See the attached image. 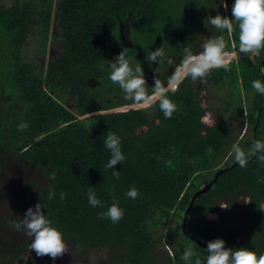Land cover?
<instances>
[{"label": "trees", "instance_id": "1", "mask_svg": "<svg viewBox=\"0 0 264 264\" xmlns=\"http://www.w3.org/2000/svg\"><path fill=\"white\" fill-rule=\"evenodd\" d=\"M210 1L15 0L6 8L0 0V198L5 200L0 205L17 203L20 191H27L29 207L20 204L22 209L41 203L53 227L80 258L88 251L104 250L108 264H184L181 256L189 246L206 262V249L185 237L181 224L193 194L217 171L228 168L196 199L187 214L186 231L206 245L222 239L225 248L264 254V164L255 157L245 168L235 163L229 156L237 142L232 137V121L215 118L212 128L200 123L210 109L201 108L199 98L204 84L226 88L225 112L239 108L241 123L250 130L249 137H245L246 130L239 139L241 148L247 152L255 140L264 141V96L252 88L254 80L264 83V50L256 62L240 56L230 64V71L213 70L204 83L183 79L174 94L168 92L177 105L171 119L164 118L158 103L115 111L135 104L120 96L123 90L110 81V62L126 49L130 62L147 69L145 57L162 46L165 58L161 63L167 70L176 64L168 63L171 55H185V48L192 52L201 46L205 29L193 10L207 7ZM219 1L222 12L224 2ZM227 2L232 8L235 0ZM54 21L59 28L60 58L46 68L25 63L28 39L40 34L46 51ZM191 38L197 39L190 43ZM232 39L238 45V28ZM227 50H232L231 43ZM242 92L249 98L246 103ZM65 95L73 97V108L63 102ZM21 122L28 124L27 130L18 129ZM108 131L121 138L126 157L114 169L105 167L111 158L103 145ZM7 167L17 170L10 184L19 188L7 184L11 192L5 187V181L11 180L5 177ZM53 171L55 180L49 178ZM114 171H119L118 177ZM133 187L139 193L136 199L126 195ZM89 188L103 208L88 203ZM50 190L56 193L51 200ZM62 191L64 200L60 199ZM113 197L124 211L116 224L98 218ZM245 197L251 203H244L243 215L231 226L222 225L225 218L233 217L236 200ZM210 214L216 219L208 220ZM170 219L179 225L165 229ZM158 230L162 234L155 235ZM166 244L173 247V253L158 256L157 248ZM28 246L24 239L7 255L22 264ZM2 251L0 243V264H6Z\"/></svg>", "mask_w": 264, "mask_h": 264}, {"label": "clouds", "instance_id": "2", "mask_svg": "<svg viewBox=\"0 0 264 264\" xmlns=\"http://www.w3.org/2000/svg\"><path fill=\"white\" fill-rule=\"evenodd\" d=\"M223 7L227 9L228 5L223 3ZM231 12L232 18H227L220 14L208 18V23L220 33L226 32L228 39L223 34L207 39L203 43V50L199 54H193L188 48H185V55L180 65L175 68L172 76L169 78L167 86L158 78H155L154 87H152V92L149 93L141 65L137 64L135 68L131 66L130 60L126 57V49L122 50L110 62V81L123 90L126 100H130L135 105L145 108L158 103L164 118L171 119L177 111V105L169 98L168 92L171 91L174 94L183 79L190 78L192 82L199 80L201 83H204L213 70H231L230 62L240 58L237 49L239 53L249 58L259 56L261 50H264V0H235ZM237 28L238 45L236 40L232 39ZM229 43H231V48L234 50L232 52L227 50ZM164 58L165 52L162 46L155 51H151L145 57L149 65L154 61L161 63ZM168 63H171V60H168ZM252 88L256 93L264 96V83L261 80L257 79L252 81ZM205 107L207 105L202 102L201 108ZM244 113L247 115L246 109H244ZM200 123L209 128L216 127V119L213 118L211 112H205L200 118ZM17 127L19 130L24 131L27 130L28 124L21 122ZM242 139L243 136L240 137V140ZM103 145L111 153V158L105 165L107 169H114V166L118 163L122 164L125 161L126 157L121 150V138L118 135L112 131H108ZM29 147L31 145L22 149V152H27ZM229 156L234 157L235 163L241 168H245L249 160L253 157L264 164V141L260 139L255 140L247 152L241 148L239 141H237L232 145ZM113 176L118 177L119 171H114ZM49 178L55 180V171L50 173ZM55 195V191L50 190L48 199H53ZM126 195L131 199H136L139 193L133 187ZM87 197L88 203L93 208L104 207V204L97 198L92 188H89ZM60 199H66V193L63 191L60 193ZM242 201L244 203H251L247 197L243 198ZM219 206L221 208H228L226 204ZM261 208H264V205ZM208 216L207 219L210 220ZM123 217L124 211L119 207L115 197H113L111 206L106 211L99 213L98 218H107L116 224ZM215 219L216 217H213L211 220ZM12 227L17 231L23 230L28 237H32L30 250H34L38 257L50 256L55 260L69 251L63 234L57 228L53 227L52 221L42 211L41 203H37L34 208L30 207L26 211L24 218L19 222H13ZM206 252V262H202L200 256L192 247H186L181 256V260L184 264H264V254L257 255L255 251L246 248L235 250L225 248V241L222 239L209 241Z\"/></svg>", "mask_w": 264, "mask_h": 264}, {"label": "rangeland", "instance_id": "3", "mask_svg": "<svg viewBox=\"0 0 264 264\" xmlns=\"http://www.w3.org/2000/svg\"><path fill=\"white\" fill-rule=\"evenodd\" d=\"M14 1L15 0H2V3L3 5L6 6V8H10L13 5ZM204 11H205L204 7L195 8L193 10L195 19L202 18ZM58 34H59V28L56 22L54 21L52 23L50 41L47 45L46 51L42 49L43 44L41 42L40 34H36L34 38L28 39L27 46L23 51L24 62L35 63L36 65H39L42 68H46L47 65H49L53 61L58 60L61 56L59 50L60 42L57 38ZM210 37H212L211 31H209V34L206 33L205 35H203L204 40L202 41V46L203 43ZM196 39L197 38H191L190 43L196 41ZM130 64L133 68H135V66L139 64V62L132 61L130 62ZM141 67L144 72L145 67L143 65H141ZM203 87L204 89H202L199 94L200 102L201 103L203 102L207 105V108L210 109V111L208 112H211L213 114V118H220L221 116H224L225 118H229L232 121L234 125V131L232 133L233 141L235 140L239 141L240 137L244 135L246 130H247V134L245 135V137L246 136L249 137L250 130L248 129L246 124L243 125L241 123L243 117L241 110L239 108H236L234 111L233 110L230 111V113L225 112V108H226L225 101L227 100L228 97L226 88L224 87L214 88L209 84H204ZM202 93H204V95H202ZM120 96H124V93L120 94ZM241 99L245 101V103L248 102L249 100L248 96L244 92L241 93ZM62 100L63 102L68 103L69 108L74 107V99L70 95H65ZM134 107L135 109L145 108L139 105H134ZM120 109L126 111L124 106L121 107ZM16 173L17 170H15V168L7 167L5 177L6 179H11L5 181L6 184L5 187L8 188V192L11 191L9 187H7V184L8 186H11L14 190L19 188V186L15 183L10 184L13 181L11 176L17 175ZM4 201H5L4 198L2 199L0 198V202H4ZM5 203L6 204L0 205V243L3 246L2 252L6 253L4 259L6 264H17V262H13L11 256L9 257L7 255V252L9 251L13 252L14 250H16L18 247V243L20 241H23L24 239L26 241L28 240L29 246L27 248L26 253L22 257L23 259L22 264H108L106 251L104 250L88 251L85 258H80L79 256L76 255L75 251L68 243L67 245L69 247V251L66 252L62 257H58L55 260H53L50 256L38 257L34 250H30L32 237H28L23 230H21L20 232H16L15 229L11 226L13 222H16V220L20 221L25 216L26 211H24V209H27L29 207V196H27V191L26 192L25 190L20 191L19 200L17 203H7V202ZM20 204L23 206L24 209H22ZM245 209H246V205L244 204V202L241 201V199L236 200L235 208H234L235 213L233 217L225 218L224 222H222L221 224L226 226L233 225L235 220L243 215ZM208 218L210 220L213 219L212 216H208ZM203 220H205L206 222L205 217H203ZM3 225H5V227H3ZM177 225H179L178 220H176L175 222V220L170 219L166 223L165 229H167L168 227H175ZM160 234H162L161 230L155 231V235H160ZM172 253H173V247L171 245L166 244V247L157 248L158 256H170Z\"/></svg>", "mask_w": 264, "mask_h": 264}, {"label": "flooded vegetation", "instance_id": "4", "mask_svg": "<svg viewBox=\"0 0 264 264\" xmlns=\"http://www.w3.org/2000/svg\"><path fill=\"white\" fill-rule=\"evenodd\" d=\"M222 2H224V3H226L228 5L227 0H222ZM206 8H207V13L203 14L202 20L199 21V22H201L204 25V28H202V29H205V34L206 33L209 34V31H211L212 37L223 34L225 36V38H227V33L226 32L220 33L219 31H217V35L214 34L215 28L208 23V18L209 17H214L217 14H220V15H222L224 17H227V18H231L230 17L232 15L231 8H229V6L227 7V9L222 8L224 10H222V12H221V2L219 0H211L209 2V4H207V7H205V9ZM204 38L202 39V41L204 40ZM202 50H203V47H202V42H201V46L196 47L195 50L192 51V53L199 54L198 52H201ZM232 51L233 50H231L230 52H232ZM237 51H238L239 56L248 57V56H245L242 53H239V50L238 49H237ZM174 56L175 57H173L171 55L170 56V60L172 62L176 63V64H173L172 63L167 70L164 69V66L162 65V63H158V62H155V61L152 62L151 65L148 66L149 68L145 69V71H144V78L146 80V83H147L148 88L149 87H154L155 78H158L163 84H165V86H167V84L169 82L168 77L173 74L175 68L178 66L176 61H178V62L181 61L184 55H178L177 56V54H174ZM259 57H260V55L259 56H252V57H250V58L248 57V58L252 62H256V60ZM234 61H236V60L235 59L232 60L230 62V64H232V62H234ZM263 67H264V61H263ZM262 72H263V77H264V68H263V71Z\"/></svg>", "mask_w": 264, "mask_h": 264}, {"label": "water", "instance_id": "5", "mask_svg": "<svg viewBox=\"0 0 264 264\" xmlns=\"http://www.w3.org/2000/svg\"><path fill=\"white\" fill-rule=\"evenodd\" d=\"M227 170H228V168H227V169H221V170L217 171L216 174H215V176H214V178H213L210 182H208L207 184L203 185L199 190H197V191L193 194V196H192V198H191V202H190V204H189V206H188V209H187L186 213L184 214V218H183V220H182V224H181V232H182V234H183L185 237L189 238L191 241H193L198 247H201V248H203V249H207V245H206L205 243H201V242H199V241H197V240L191 238V237L188 235L187 231H186L187 214H189L190 211L192 210V207H193V205H194L196 199H197L200 195L206 194V193L209 191V189L211 188L212 184L216 182V180L218 179V177H219L222 173H224L225 171H227Z\"/></svg>", "mask_w": 264, "mask_h": 264}, {"label": "built area", "instance_id": "6", "mask_svg": "<svg viewBox=\"0 0 264 264\" xmlns=\"http://www.w3.org/2000/svg\"><path fill=\"white\" fill-rule=\"evenodd\" d=\"M123 106L125 107L126 111H127V110H129V109H132V108H134V109H135V107H134V106H128V105H127V106H125V105H122V106H120V107L116 108V109H115V111H125V110H123V109H120V108H121V107H123ZM210 216H212V217H215V215H214V214H211Z\"/></svg>", "mask_w": 264, "mask_h": 264}]
</instances>
